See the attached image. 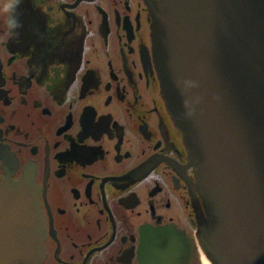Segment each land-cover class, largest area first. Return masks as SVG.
<instances>
[{"label":"flooded vegetation","instance_id":"1","mask_svg":"<svg viewBox=\"0 0 264 264\" xmlns=\"http://www.w3.org/2000/svg\"><path fill=\"white\" fill-rule=\"evenodd\" d=\"M175 3L0 0V182L31 180L44 227L28 264H145L151 230L205 264L225 160L162 97L152 35Z\"/></svg>","mask_w":264,"mask_h":264},{"label":"water","instance_id":"2","mask_svg":"<svg viewBox=\"0 0 264 264\" xmlns=\"http://www.w3.org/2000/svg\"><path fill=\"white\" fill-rule=\"evenodd\" d=\"M165 15L173 23L164 32L155 27L153 52L167 108L179 128L209 137L225 160L226 183L203 233L208 260L264 264V0H176ZM157 232L146 237V261L188 264L184 238ZM42 241L30 179H5L0 264L36 263Z\"/></svg>","mask_w":264,"mask_h":264},{"label":"bare ground","instance_id":"3","mask_svg":"<svg viewBox=\"0 0 264 264\" xmlns=\"http://www.w3.org/2000/svg\"><path fill=\"white\" fill-rule=\"evenodd\" d=\"M205 264H209L206 260H204Z\"/></svg>","mask_w":264,"mask_h":264}]
</instances>
